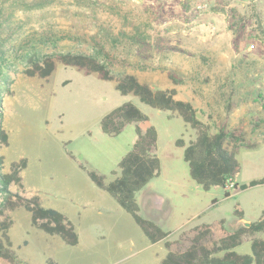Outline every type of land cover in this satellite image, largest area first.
<instances>
[{
  "label": "rangeland",
  "instance_id": "obj_1",
  "mask_svg": "<svg viewBox=\"0 0 264 264\" xmlns=\"http://www.w3.org/2000/svg\"><path fill=\"white\" fill-rule=\"evenodd\" d=\"M57 2L63 3L54 11L57 15L58 10L65 8L71 12L79 10L85 17L80 27L83 47L88 46L85 40H90V34L100 27L114 33H135L136 28L143 31L146 43L124 60L119 71L134 73L156 89L176 87L178 98L193 104L212 133L224 124L250 131V112L263 114L264 0ZM12 14L26 18L28 13ZM34 17L29 25L33 30L39 28L40 22ZM53 20L56 30L67 35L79 27L68 18ZM60 44L67 49L78 43L67 38ZM140 63L148 67L136 68ZM247 71L250 80L243 89L244 99L235 96L237 101L229 111L221 86L234 74L240 80ZM169 72L183 78V83L174 85ZM12 78L13 84L4 88L3 99V126L9 136V144L1 149L4 171L9 172L12 162L22 158L28 160V166L22 171L23 188L12 185L11 189L28 197L39 196L43 206L62 212L79 236L77 245L67 244L60 236L34 227L26 209L6 211L14 222L9 230L13 249L23 261L160 264L167 255L164 241L151 243L132 215L98 187L89 174L94 171L103 175L106 183L115 179L117 175L112 172L120 174L119 163L138 137L136 127L146 129V123H130L116 136L102 132V118L126 102H133L145 112L159 134L161 174L137 192V201L143 217H155L163 229L170 231L172 250L186 249L195 236L194 229L203 224L212 226V241L242 226L236 209L242 210L244 219L250 222L263 215L264 185L240 190L230 184L229 197L220 186L204 190L190 175L184 147L176 144L182 138L188 145L196 138V131L176 113L153 108L134 94L122 95L117 80H103L97 73L87 74L61 63L47 79L28 77L21 71ZM227 92L228 95V89ZM250 136L258 143L240 148L237 154L239 171L235 180L240 184L264 177V138L258 134ZM150 195L161 196L165 208L153 209ZM163 210L170 212L168 217L162 215ZM263 236L261 233L255 237ZM252 239L245 236L236 250L251 254ZM212 241L207 242L210 247ZM0 264L8 262L0 258Z\"/></svg>",
  "mask_w": 264,
  "mask_h": 264
},
{
  "label": "trees",
  "instance_id": "obj_2",
  "mask_svg": "<svg viewBox=\"0 0 264 264\" xmlns=\"http://www.w3.org/2000/svg\"><path fill=\"white\" fill-rule=\"evenodd\" d=\"M57 1L59 0H0V258L8 264L25 262L13 249L9 236L14 222L6 215V211L17 208H24L31 213L34 227L49 235L60 236L67 244L77 245L79 242L73 224L62 212L43 206L37 195L28 197L11 189L12 185L23 188L22 171L28 166L26 158L12 162L10 171H4L5 156L1 149L3 145L9 144V136L3 126L4 88L8 89L13 84V75L20 71L28 77L47 79L56 69L57 63H61L84 70L87 74L97 73L103 80H117V89L122 95L134 94L153 108L176 113L196 131V138L188 145L182 138L176 144L184 147V160L189 164L190 175L204 190L220 186L226 189V197H229L230 184L240 190L264 185V177L244 184L235 180L239 171L237 154L240 148L257 145V140L250 135L258 134L264 138V112H250V131L241 127L231 129L224 124L216 133H212L210 125L199 118L193 104L178 98L176 87L156 89L149 83L140 81L134 73L119 71L125 65L124 60L146 43L147 38L143 31L136 28L135 33L125 30L114 33L100 27L98 32L90 34V40H85L88 46L83 47L84 35L80 32V27L85 22V17L83 19L79 10L71 12L65 8L58 10L57 15L54 11L63 4ZM84 4L90 6V3ZM12 11L28 14L26 18L15 17ZM34 15L40 21L39 28L35 30L29 26L35 18ZM57 17L75 20L74 26L79 27L68 35L60 32L56 30L53 20ZM67 38L77 40V46L64 49L60 42ZM135 67L143 70L148 66L140 63ZM168 75L174 85L183 83V78L175 73L169 72ZM234 75L233 79H227L221 86V96L227 102L229 111H232L237 101L235 96L238 100L244 99L246 92L243 89L246 88V81L250 80L248 71L241 74L240 80ZM149 121V116L133 102H126L106 114L101 120V129L110 136L121 134L130 123H146L147 126L144 131L140 126L136 127L138 137L119 163L120 174L118 175V171L112 172L117 175L115 179L106 183L103 175L90 171L91 179L132 215L151 243L164 241L168 253L160 264H264V236L255 237L264 233V213L250 227L242 225L219 240L212 241L211 225L196 227L190 245L178 251L172 250L173 243L168 240L170 231L163 229L155 220L140 214L137 192L159 176L162 167L157 154L159 134ZM235 213L239 219L244 218L242 210L236 209ZM245 236L253 237L251 254L236 250ZM208 241H212V247L207 244Z\"/></svg>",
  "mask_w": 264,
  "mask_h": 264
},
{
  "label": "crops",
  "instance_id": "obj_3",
  "mask_svg": "<svg viewBox=\"0 0 264 264\" xmlns=\"http://www.w3.org/2000/svg\"><path fill=\"white\" fill-rule=\"evenodd\" d=\"M149 200H150V203H151L153 209H160V210H162V209L165 208L164 203H163L164 200H163V198L161 196H159V195H150L149 196ZM165 211L166 210H163L162 211V215L164 217L165 216L168 217L169 214H170V212H166L165 213ZM152 219L155 220L156 222H159V220L155 219V217H153Z\"/></svg>",
  "mask_w": 264,
  "mask_h": 264
},
{
  "label": "water",
  "instance_id": "obj_4",
  "mask_svg": "<svg viewBox=\"0 0 264 264\" xmlns=\"http://www.w3.org/2000/svg\"><path fill=\"white\" fill-rule=\"evenodd\" d=\"M240 222L242 223L243 226L245 227H250L251 223L250 221L246 220V219H240Z\"/></svg>",
  "mask_w": 264,
  "mask_h": 264
}]
</instances>
